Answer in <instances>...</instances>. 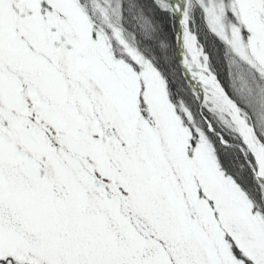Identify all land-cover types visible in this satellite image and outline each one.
<instances>
[{"label":"snow or ice","instance_id":"obj_1","mask_svg":"<svg viewBox=\"0 0 264 264\" xmlns=\"http://www.w3.org/2000/svg\"><path fill=\"white\" fill-rule=\"evenodd\" d=\"M0 264H264V0H0Z\"/></svg>","mask_w":264,"mask_h":264}]
</instances>
